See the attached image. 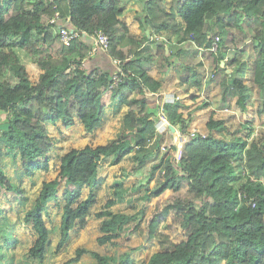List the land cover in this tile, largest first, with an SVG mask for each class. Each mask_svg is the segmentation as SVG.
<instances>
[{"label": "trees", "instance_id": "trees-1", "mask_svg": "<svg viewBox=\"0 0 264 264\" xmlns=\"http://www.w3.org/2000/svg\"><path fill=\"white\" fill-rule=\"evenodd\" d=\"M128 1L0 0V124H9L7 129L0 128V139L18 153L30 175L36 170L49 169L48 153L53 146L49 124L61 122L71 127L78 118L87 132H93L103 124V95L109 89L111 100L129 107L123 118L127 132L107 143L87 144L63 154L58 176L43 182L38 196L25 212L24 221L32 224L37 235L29 249V257L40 263L45 261L52 243L51 228L44 216L49 203L59 198L61 181H65V188L58 249L69 239L76 225L85 227L87 224L97 194L90 189L83 198V189L98 175L102 160L110 158L112 164H117L136 148L144 147L151 134H156L157 120L152 117L154 114L149 111L148 103L133 95L144 93L146 88L159 90L160 81L148 72L155 54L149 45L135 38L126 22L120 19ZM173 1L172 10L167 12L163 0H143L141 25L151 27L150 35L172 28L182 39L190 38L203 44L219 34L217 29L222 34L226 31L227 22L222 14L235 22L255 19L259 29L254 82L264 98V0ZM55 9L59 10L62 22L84 29L90 35L96 29L107 32L110 37L107 52L120 60L123 70L118 85L110 87L111 70L85 66L93 51L90 37H78L66 45L59 34H54L57 26L44 22L43 16L52 15ZM177 15L184 20V26ZM144 38L151 37L145 32ZM20 50L29 53L30 60L42 69L37 82L31 80ZM223 60L224 55L218 66L230 80H222L221 98L226 101L234 96L236 105L245 111L251 97L250 87L236 76L234 69L226 72L227 62L221 66ZM175 102L165 103L166 111ZM208 105L203 102L196 108ZM194 110L176 118L167 114L174 126L188 134ZM206 124L210 132L204 135L198 131L190 136L178 162L174 155L167 154L152 166L148 183L158 170L162 174V179L149 189L154 196L168 189L180 192L186 187L187 190L185 195L154 214L148 224V237L156 235L160 222L171 213L184 221L188 236L152 253L147 264H221L224 261L227 264H264V178L259 176H264V162L258 165L260 160L250 159L253 154H264V136L248 147V136L226 138L213 134L214 130L227 129L225 119H216L211 114ZM248 129L249 135L251 128ZM151 155V152L145 153L137 156V160L143 164ZM0 185L24 192L11 184L1 163ZM117 202L111 198L97 212L99 217L109 218L101 226L103 234L97 238L100 244L118 243L117 229L124 222L125 214L111 209ZM84 254L93 256L94 264H131L128 256L118 259L116 255L86 247L77 248L75 256L64 264L79 261Z\"/></svg>", "mask_w": 264, "mask_h": 264}, {"label": "rangeland", "instance_id": "rangeland-1", "mask_svg": "<svg viewBox=\"0 0 264 264\" xmlns=\"http://www.w3.org/2000/svg\"><path fill=\"white\" fill-rule=\"evenodd\" d=\"M50 16V14H45L43 16L44 22H48ZM222 17L227 22V28L223 34L217 29L221 35L219 52L200 51L195 48L192 39L187 38V46L191 48L193 55H185L181 60L183 62L188 61L189 64L173 62H177L178 67L184 68L183 70L179 69V72H184L181 75L182 81L187 80L190 67H193L196 71L195 75H191L192 81L185 88L186 91L195 93L192 98L187 97V105L192 106L190 109H193L194 103L201 99L207 100L206 102L212 103V106L216 108H229L224 109L228 113L220 114L223 109L217 111L218 116H223L222 118L226 120L227 129L221 133V136L226 138H231L232 135H239L240 133L246 134L247 128L244 121L248 116L250 126L253 127L250 138L254 139L255 142V140L264 136V98L253 82L255 59L257 57L255 46L258 36L256 37V35L259 28L255 24L254 18L235 22L234 19H228L227 14H222ZM54 34L58 35L57 29ZM160 37L162 36L158 33L155 38L159 39ZM199 52H203L202 59L198 57ZM20 54L26 64L30 78L35 80L38 74L37 65L30 60V55L25 50H20ZM160 54L162 55L161 52ZM223 55L227 57L225 59L229 66L227 69L233 68L236 76L241 77L250 87L251 97L245 111L236 105L234 96H229L226 101L221 98L223 88L221 82L223 79H228L224 70L218 66ZM204 63L206 66H203ZM85 66L88 68L87 64ZM107 66L109 67L105 69H112V65L107 64ZM198 92L200 95H198ZM110 94L111 89L103 95L105 103L103 124L93 132H87L80 119H77L71 127H65L61 122L48 125L53 138V146L48 153V170H36L30 175L18 153L10 150L5 141L0 139V163L2 168L11 184L14 187L22 188L24 191L19 193L0 185V264H64L75 256L79 247H86L103 254L116 255L118 259L128 256L131 264H147L152 253L171 247L173 243H178L187 238L188 230L183 224L184 221L175 213H171L160 222L155 236L148 237V224L154 214L161 211L167 203L176 200L182 194L185 195L187 190L186 187L180 192L168 189L163 194L154 196L149 189L162 179V174L159 172L161 170L155 173V177L149 183L148 178L152 172V166L160 162L165 155H174L178 146L183 149L184 143L192 136V132L199 131L204 134V121L207 119L209 111L200 115L194 112V120L190 124L189 133L185 134L186 138L179 135L178 132L181 133L179 129L176 131L170 129L163 133L159 132L158 143H156L155 135L151 134L144 147L136 148L135 151L126 155L117 164H112L110 158L102 160L98 175L90 180L83 189V198L88 195L90 189H94L97 194V201L91 207L87 216V224L85 227L76 225L70 231L69 239L58 249L65 188V181L62 180L59 186V198L49 203L44 216L47 225L51 228L52 240L47 257L43 263L29 257V249L37 235L32 224L24 221V215L38 196L43 182L58 176L62 155L75 147L81 148L87 144L107 143L127 132L123 127V118L129 107L118 105L116 100L108 98ZM137 94L139 93L135 92L133 95ZM148 107L149 111L152 110L151 112L154 114L152 117L158 120L159 108L155 105H152L151 108L149 104ZM207 110H210V107ZM185 115H188L187 110ZM2 119H6L4 114H2ZM148 152H151L152 155L143 164L140 163L137 156H143ZM253 158L260 160L258 165L264 162L262 152L251 155L250 159ZM45 160L46 158H43V161ZM259 168L261 169V167ZM259 176L264 178L262 175ZM111 198L118 201L111 209L125 214V220L117 229L119 235L116 239L117 244H100L97 238L103 234L101 226L109 218L99 217L97 212L103 209L106 202ZM95 261L96 259L90 254H84L79 261L71 264H94Z\"/></svg>", "mask_w": 264, "mask_h": 264}, {"label": "crops", "instance_id": "crops-1", "mask_svg": "<svg viewBox=\"0 0 264 264\" xmlns=\"http://www.w3.org/2000/svg\"><path fill=\"white\" fill-rule=\"evenodd\" d=\"M163 1H164L166 11L170 12L172 10V5H173L174 1L173 0H163ZM184 1L185 0H180L181 3ZM143 6H144L143 0H129L125 5V8L123 10V14L120 15V19H122L124 22H126L130 33L135 38L141 40L143 42V44H147L151 47V50L155 54V60H154L152 67L149 69L148 72L155 79L159 80L161 85H160V88L158 91H151V90H148L146 88L144 93H139L136 96L138 98L145 99L151 108H152V105H155L157 108H159V106L163 102V95H162L163 92L164 93L165 92L172 93L173 95L176 96V102L171 103L168 106L167 112H168L170 118L171 117L176 118L179 114L186 116L185 111L187 110V112H188L192 106L188 105L189 107L183 108V107L179 106L177 103H183V104L187 105V103H188L187 97L190 96L192 98L193 97L192 95H195L194 92H188L185 90V88L188 87L189 82L192 81L193 78L191 75L192 74L195 75L196 71L194 70L193 67H190V74L187 77V80L182 81L181 75L184 72L183 73H182V71L179 72V69L183 70L184 68L181 66L178 67L177 62H178V64H179V62H183L181 59H183L185 55H187V56L191 55L192 56L193 53L191 52V48L189 46H187L188 42L186 41V39H182V36H180V34H178L172 28L169 30H162L160 32L153 33V35H150L151 27H149V28L145 27L146 28L145 29L143 27V25H141V22H142L141 19L144 17ZM177 18H178L179 22H181V24L184 26V24H185L184 20L179 15H177ZM66 24H68V23L66 22ZM68 25H71V24H68ZM148 30H149V36L151 38L145 39L144 33L147 32ZM158 33L162 37H160L159 39L158 38L156 39L155 37H157ZM90 42H91V45L93 47V51H92L91 56L88 58L90 61H88V62L85 61V65L87 64L88 68H100L103 70H108L105 68L109 67V66H107V64H110V65H112L111 71L112 72L115 71V69L117 67V64L115 62V58L110 56V54L107 52V50L99 47L92 38H90ZM160 52L162 53L163 56L160 54ZM202 55H203V52L202 53L199 52L198 57H200L202 59ZM224 56L226 59L227 58L226 55H224ZM191 60L193 61L194 59H191ZM173 61H177V62H173ZM223 61L225 62L226 60H223ZM183 63L189 64L188 61H185ZM221 65H224V64L221 63ZM203 66H206V64L204 63ZM227 68H229L228 65H227ZM37 69H38L37 70L38 74L35 77V80L31 79L34 82H37L39 80L40 73L42 72V69H40L38 66H37ZM230 69H231V71H233V68H230ZM214 71H218V70H214ZM231 71H229V72H231ZM226 72H228V69L226 70ZM198 73H200V72H198ZM228 79L230 80L229 77H228ZM253 82H254V74H253ZM185 85H187V86H185ZM255 85H256L255 87L257 88L258 86L256 83H255ZM198 95H200L199 92H198ZM108 98H110V96ZM200 98H202V96H200ZM203 100L201 99L200 101L195 102L193 105V107H194L193 109H195L194 112H196L199 115L205 114L206 111H209V115L207 116V119L204 121V129L203 130H204V135H205V134H208L210 132V130L208 129L207 124H206L210 115L213 114L216 119L222 118L223 116H218L217 111L222 110L223 107L216 108V107L212 106L213 105L212 103L207 102V103H209L208 106L203 107V108H196L201 103L207 101L205 99H203ZM208 107H210V110H207ZM224 109H229V108L224 107ZM224 109L222 110V112L220 111V114L221 113H228V112H225ZM77 119H76V121H77ZM248 119L249 118L247 116L246 121H244L245 124L247 123L245 126L247 128L246 134L240 133L239 135L244 136V137L248 136V139L250 141V144L248 145V147H250L251 143L254 142V139L250 138L252 133H253V127L250 126L251 125L249 122L250 120H248ZM249 127L251 128V133L248 135V131H249L248 128ZM200 133L203 134V132H200ZM221 133H222V131H217V130L213 131V134L217 137H221ZM159 135H160V133L158 131H156V134L154 136L156 139V143H158ZM221 264H227V263L224 261Z\"/></svg>", "mask_w": 264, "mask_h": 264}, {"label": "built area", "instance_id": "built-area-1", "mask_svg": "<svg viewBox=\"0 0 264 264\" xmlns=\"http://www.w3.org/2000/svg\"><path fill=\"white\" fill-rule=\"evenodd\" d=\"M56 7V5H55ZM48 22L55 24L57 26V31L60 37V40L66 44L69 45L74 39L78 38V37H84V36H88L90 38H92L95 43L107 50L110 44V37L107 34L106 31L102 30V29H96L93 34H89L86 30L84 29H80L77 28L75 26L72 25H68L64 22H62V18H61V14L59 12V10L55 9L53 11V14L49 17ZM220 41H221V36L220 34H216L214 37L211 38V41L209 42H204L203 44H199L197 43L195 40H192V42L195 45V48L200 50V51H204V50H208L210 52H219V47H220ZM115 62L117 64V67L115 69V71H113V75H112V82L110 87H114L116 85L119 84L122 74H123V70L120 66V60L115 59ZM163 102L161 103V105L159 106V117L157 120V127L156 130L160 133L166 132L167 130H170V125L172 124L167 111L165 109V103L168 102H174L176 100V96L173 95L172 93L169 92H163ZM178 129V128H177ZM179 135L184 138H186L187 136L185 134H182L180 132H178ZM195 132H192V135H194ZM182 147L178 146L177 151L174 153V157L175 160L178 162L181 157H182Z\"/></svg>", "mask_w": 264, "mask_h": 264}, {"label": "water", "instance_id": "water-1", "mask_svg": "<svg viewBox=\"0 0 264 264\" xmlns=\"http://www.w3.org/2000/svg\"><path fill=\"white\" fill-rule=\"evenodd\" d=\"M147 34H149V30L147 31ZM222 64H224V61H222ZM231 71V69H228V72ZM9 126L8 123H5V124H0V128L1 129H7ZM170 128L173 130V131H176L177 130V127L174 126L173 124L170 125Z\"/></svg>", "mask_w": 264, "mask_h": 264}]
</instances>
